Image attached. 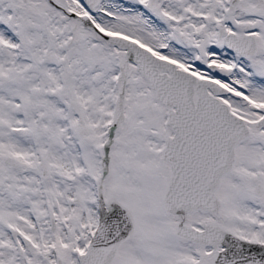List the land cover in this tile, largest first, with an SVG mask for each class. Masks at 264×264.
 <instances>
[{
	"label": "snow or ice",
	"instance_id": "1",
	"mask_svg": "<svg viewBox=\"0 0 264 264\" xmlns=\"http://www.w3.org/2000/svg\"><path fill=\"white\" fill-rule=\"evenodd\" d=\"M0 264H264V0H0Z\"/></svg>",
	"mask_w": 264,
	"mask_h": 264
}]
</instances>
